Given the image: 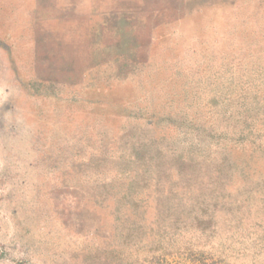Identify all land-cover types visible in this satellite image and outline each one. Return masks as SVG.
Wrapping results in <instances>:
<instances>
[{"label":"rangeland","instance_id":"rangeland-1","mask_svg":"<svg viewBox=\"0 0 264 264\" xmlns=\"http://www.w3.org/2000/svg\"><path fill=\"white\" fill-rule=\"evenodd\" d=\"M0 264H264V0H0Z\"/></svg>","mask_w":264,"mask_h":264}]
</instances>
